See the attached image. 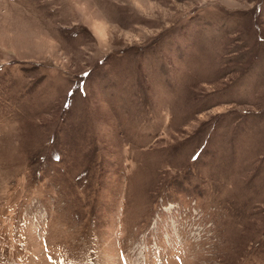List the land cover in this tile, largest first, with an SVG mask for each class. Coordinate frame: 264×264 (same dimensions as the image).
I'll use <instances>...</instances> for the list:
<instances>
[{
	"label": "rangeland",
	"instance_id": "rangeland-1",
	"mask_svg": "<svg viewBox=\"0 0 264 264\" xmlns=\"http://www.w3.org/2000/svg\"><path fill=\"white\" fill-rule=\"evenodd\" d=\"M0 264H264V0H0Z\"/></svg>",
	"mask_w": 264,
	"mask_h": 264
}]
</instances>
